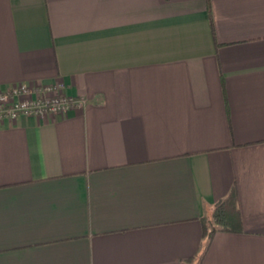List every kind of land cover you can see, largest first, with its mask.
I'll return each instance as SVG.
<instances>
[{
  "label": "crops",
  "instance_id": "0c3cea01",
  "mask_svg": "<svg viewBox=\"0 0 264 264\" xmlns=\"http://www.w3.org/2000/svg\"><path fill=\"white\" fill-rule=\"evenodd\" d=\"M18 86L84 104L0 121V264H264V0H0Z\"/></svg>",
  "mask_w": 264,
  "mask_h": 264
},
{
  "label": "built area",
  "instance_id": "2783aa9c",
  "mask_svg": "<svg viewBox=\"0 0 264 264\" xmlns=\"http://www.w3.org/2000/svg\"><path fill=\"white\" fill-rule=\"evenodd\" d=\"M60 90L59 86L39 89L18 86L0 91V121H15L20 116L46 118L65 115L84 104L83 100L62 95Z\"/></svg>",
  "mask_w": 264,
  "mask_h": 264
},
{
  "label": "trees",
  "instance_id": "16d2710c",
  "mask_svg": "<svg viewBox=\"0 0 264 264\" xmlns=\"http://www.w3.org/2000/svg\"><path fill=\"white\" fill-rule=\"evenodd\" d=\"M204 238L206 239L205 250L218 232L242 233V215L239 210V196L236 187L230 195L220 201L214 208L211 219L202 220Z\"/></svg>",
  "mask_w": 264,
  "mask_h": 264
}]
</instances>
